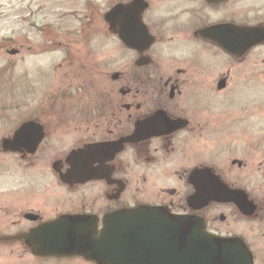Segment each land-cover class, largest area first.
Returning <instances> with one entry per match:
<instances>
[{"label": "flooded vegetation", "instance_id": "obj_1", "mask_svg": "<svg viewBox=\"0 0 264 264\" xmlns=\"http://www.w3.org/2000/svg\"><path fill=\"white\" fill-rule=\"evenodd\" d=\"M101 15L117 48L100 112L6 115L0 264H97L49 252L56 223L83 215L100 231L142 205L199 218L264 264V0H116Z\"/></svg>", "mask_w": 264, "mask_h": 264}, {"label": "rangeland", "instance_id": "obj_2", "mask_svg": "<svg viewBox=\"0 0 264 264\" xmlns=\"http://www.w3.org/2000/svg\"><path fill=\"white\" fill-rule=\"evenodd\" d=\"M115 1L0 0L2 135L6 119H16L7 114L55 113L58 101L68 104L69 112L85 111L79 100L100 112L104 56H115L117 48L102 34L101 12ZM11 49L20 51L11 55Z\"/></svg>", "mask_w": 264, "mask_h": 264}, {"label": "water", "instance_id": "obj_3", "mask_svg": "<svg viewBox=\"0 0 264 264\" xmlns=\"http://www.w3.org/2000/svg\"><path fill=\"white\" fill-rule=\"evenodd\" d=\"M117 11L115 6L109 16ZM76 154L88 160L87 151L71 154L72 160ZM235 202L249 213L247 202L238 197ZM88 218L71 217L74 223L61 218L55 236L60 247L49 252L79 254L97 264H253L243 244L211 236L201 219L172 215L161 207L115 210L104 217L100 231L95 219Z\"/></svg>", "mask_w": 264, "mask_h": 264}]
</instances>
